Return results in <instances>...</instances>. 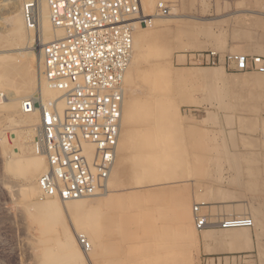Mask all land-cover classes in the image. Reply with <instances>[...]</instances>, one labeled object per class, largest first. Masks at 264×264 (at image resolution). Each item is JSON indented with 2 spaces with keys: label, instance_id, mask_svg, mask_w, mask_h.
Returning <instances> with one entry per match:
<instances>
[{
  "label": "rangeland",
  "instance_id": "1",
  "mask_svg": "<svg viewBox=\"0 0 264 264\" xmlns=\"http://www.w3.org/2000/svg\"><path fill=\"white\" fill-rule=\"evenodd\" d=\"M24 1L26 0H21L20 4L21 2ZM8 2L9 0H0V9L4 8L6 6V3ZM158 2L164 3V5L167 7L168 10L167 14L161 15L160 13L157 12L156 5ZM144 5L146 6L145 8L146 10H144V13L145 15H147V18L150 19L157 17V18L166 19L164 27H166L167 29L165 28L164 31H165L166 39L168 41L175 42V41L195 40L201 44L205 43L203 44V47L200 48L198 47L196 49L195 48L172 49L170 50V52L168 53L166 52L156 57V62L158 61L163 62L165 60H168L170 63V68L172 70H179L182 68H192V67L193 68L221 67L224 73L227 74H236V75H249V74L252 75L254 73L258 74L257 72H231L225 69L222 65L211 66V65L192 64L187 61L185 55L197 51H203L208 53L213 52L221 57L233 53L264 56V0H143V7ZM148 15H152V16H148ZM5 16L8 17V15L5 14V9L0 10V23L6 22ZM152 23L153 22L149 24L148 30L154 29V25H152ZM183 26H187V28L189 26L191 27V29L182 34V32H178L177 28L186 29V27ZM27 27L28 29L32 28L28 25ZM202 28L203 29L205 28V31L202 32L203 30ZM167 33H169V35ZM214 38H219L222 41L221 47H216L214 45L215 44ZM157 43L158 42L152 40L148 41L147 51L149 47H150L149 50L154 49L153 47H156ZM37 45H38L37 43L32 45L36 57L34 58L33 65L31 67V71L34 77L40 76L39 64L41 59L39 58V51L41 46L38 47ZM26 58L23 60V63L29 65L28 60ZM35 78L37 79V77ZM207 80H205V82H202V80L197 81L191 78L190 79L187 78L179 81L178 82L179 84L178 83L173 84L171 88L172 90L169 89V91L171 92L168 93L172 94L171 96L174 99H176V108L178 110V115L174 114L175 116L169 117L170 119L168 118L169 119V120L167 119L168 122L166 120V123H164V125L166 126L169 125L170 127H174L179 122L180 123L182 122L185 126H189V127L191 126V128H193V131H195L196 133L195 134L183 133V134H178V136L174 133H171L172 135L169 134L170 136L169 137L167 136V138H169L170 143L172 141L171 143L172 145H170L168 149L170 151L171 156L174 159L176 150H178L175 144L178 141L183 143L192 141L195 143L203 140L206 142L207 146L205 150H203L204 153L202 155L203 157L205 156L206 158V164H203L202 166L199 165L198 167L195 168H193L192 164L188 165V169L190 168V172L186 168L185 163L181 164V167L184 168V170L187 169L185 171H187V173L189 172L190 173L189 176H191V177L188 176L189 179L191 178V180L187 182V186L185 185L186 189L188 188L186 193L187 195H189V198L191 197L190 214L192 215L193 218L191 208H193L194 205H197V206H201L199 208L200 213L205 214L208 217L209 222H217L218 220H221L222 218L217 219L215 217V214L217 211H220L222 213V210H224V213L226 214L224 217H229L232 215H244V214L249 215L253 220V225L250 228L237 227V230L245 232L244 238L245 240H247V242L250 241V236L251 237L252 235L255 236L257 240V245L255 249L252 250L250 249V246L246 245L245 248L233 252L227 249L230 247V244L226 241L223 243L222 242L219 243L216 241L217 243L216 242L214 243L212 242V240L211 241L203 240L202 239L203 231L206 230L211 231L212 229L213 230L216 229L215 231L219 232L222 229L216 226H207L201 230H198L195 228L192 218L190 220V225L192 228V232L195 234V236H197L196 237L197 243L194 242L195 245L194 243L192 244L188 243L189 244L188 247L186 243H183V245L185 246H182L181 242H183V239L181 238L180 235L176 234L172 229L171 231H169L170 228H173V225L168 224V222L172 223L171 221H166L168 219H171L174 220L173 222H176V219L174 218L173 214H170L171 212L168 211V209H172L173 212V208H170L172 207L170 206L172 204H169L167 202H169L170 199H173L175 197V194H177V192H174V190L172 191L171 188L176 187L177 185L181 186L179 185L181 183H173V179L171 180L170 178H163L159 180L158 178L150 177L149 179H147L146 182H143L142 184L135 181H130L128 177L124 175L123 178L120 179V184L118 186L108 187L109 197L111 198L114 197L113 200H118L121 198L123 203V204L121 203V205L120 203L115 204V206L119 208L118 211L121 212L119 213L117 211L116 215H118L117 217L118 220L113 217V215L115 214L114 213L115 210L108 206H101L100 209H98L99 214L97 213L96 215L97 228L98 229L100 228L98 232L100 233V236L103 240L104 250L101 251L99 255H97L94 259L90 261L78 262L77 260L70 259L71 261L70 260L66 261L68 264H145L146 262L147 264H156L161 262L170 263L171 260L172 262L174 260L175 262V263L173 262L174 264H179L178 262H188V264H262V263L264 264V256H263L264 255V224L262 228L260 225H258V220L261 219L262 217L260 218L259 216L257 219L256 218L257 216L256 215L254 216L255 212L253 214V209H252L253 207L254 208L259 207V205H262L263 207L262 206L260 207L264 209V202H261L264 199V194L257 195L254 193L255 190L252 191L253 189L251 188V186L250 185L248 186V183L246 184V182H248V180L250 179L247 176H245L246 178H242V181H244V183H242L243 185L238 184L237 186L230 184V181H228L227 179L232 178L234 170L232 169L231 166L226 164L228 160L226 162L224 161L226 160L225 157H227L228 159L232 155H234L238 159L237 160L235 158L236 163L237 162L240 163V164L237 163L240 169H242V167L243 169H245L246 165H247L246 168H249L248 166L251 165H253L254 168L256 167L255 165H257V168L262 167L259 170L260 172L255 170L254 171L256 173L259 172L257 173L261 176L260 177L258 175L259 179L262 180L264 179V169H263L264 168L263 167L264 89L262 87L259 89L260 86L259 87L257 86L258 88H254L255 91L254 89H241L236 86L235 88L233 85L227 83L225 84L223 80L222 82L220 79L217 78H210ZM129 87H130L129 85L123 86L124 91L127 94V97L130 94V90H133V88L131 89ZM208 90L210 92H208ZM249 90L254 91V93ZM138 92L139 90L137 89H135V91L133 90V94L135 95ZM250 92H252L254 95L252 96V93ZM38 93L39 92L37 90L36 91L34 90L32 91V93H30V96L38 95ZM227 93H230L233 97H229L231 95ZM0 94L5 95L4 91L1 88H0ZM178 96L179 98L181 96L183 97L185 96L188 99L190 98L189 99L190 102L188 103L187 102L183 103V101L179 102L180 99L178 98ZM239 96H241V98L238 100L237 98H239ZM246 97L249 99H247ZM234 99L236 101H234ZM224 105L226 106V108ZM37 107L38 105L35 106V108ZM16 115H24V114L19 108L17 110ZM178 119H180L181 121H179ZM153 121L150 119L147 120L142 117L141 120H137V122L135 121L133 125L136 130L139 129L142 130V132H144L147 131L146 127H148V125L151 124V122ZM192 125H194V127L196 126V129L192 127ZM19 130L20 131L18 132V128L14 127L13 124L10 121H8V119H5L3 116L0 115V131L2 132L5 131L6 133H8L7 135L9 137L6 145L0 143V264H40L39 256L41 253L42 246L55 247L57 236L53 231H50L48 234L44 236H41L40 232L38 231V227L32 224V220L27 213L28 210L22 206V204H24L25 202L23 200L24 196L19 195L17 190L21 183L20 180L16 178H12L10 175H8L5 172L3 165V163H5L6 158L10 153H17L22 155L24 154L25 156L28 155L39 156L33 153L34 152L33 142L36 135H34L31 138V140H29L31 143L30 146L24 149L22 146V141L25 137L24 135L26 133V130L24 128H20ZM208 147H210V149H208ZM195 151L196 149L194 147L186 150L187 154H183V156L185 155L184 158L189 157L191 159L195 157L196 156ZM215 157L216 158L218 157L217 160L219 164L211 163L214 161H212V159L210 158H214L215 160L216 159ZM222 157L223 159H221L220 162L219 159ZM248 158H253L252 160L254 161V163L253 162L252 164L250 163L251 165L245 163V161L247 162L249 161ZM255 162H257V164ZM218 165L219 167H217ZM171 167L174 170L177 167V163H171ZM202 168H204L205 170L204 169L202 170ZM14 181L16 183H14ZM190 181L194 184L192 185ZM172 183L174 185H172ZM161 186L167 187L168 189V190L165 189L166 192L163 194L164 200L161 203L160 201H156L155 204H153L152 202H146L145 204L141 203L140 200H142V196L148 198V196H151L152 191L158 193L159 187ZM135 192L137 193L136 198H138L137 196L140 195L141 196L140 198H138V201L133 202V205L132 202H130L131 204H129L128 198L130 197L131 193L135 194ZM102 193L103 192L95 196L86 197L85 199L92 200L94 197L101 198ZM207 193L210 195L212 194L213 197H215V195L218 194L222 198H219L217 195V199L215 197V200L213 197H211V199L210 198L207 199V202L206 200L200 202V200L198 199L200 198V195ZM155 195H157L156 197L157 199L158 197L162 196V195L158 196L159 193ZM223 196L226 197L228 196V197L226 198ZM34 199H37V197ZM162 203L164 204V206L162 205L164 207L163 211L165 212L166 211L165 209L167 208V211L169 212L168 213L169 215L167 214V211L165 212L168 218L162 221H165L163 223L165 225H170V227L168 228L166 226L167 231L162 230L161 233H158L157 237L160 236L158 237V239L157 237L155 239L147 234L146 237L144 235L142 236V234H144L142 230V225L141 226L139 225V227L137 226L136 218H134L132 221L128 219L130 223H127L128 225L125 224L126 222L125 220L127 219L126 216L132 215L136 217L137 215L138 216L142 215V206L147 207L154 205L155 208L157 209V207H161ZM156 209L155 210L153 209L151 211L154 214L157 213V215H159V208L157 210ZM124 215L125 217H123ZM119 216L123 218L122 219L123 221L119 218ZM158 221H159L158 218L155 219V222L158 225L160 222H161L160 224H162L161 220L159 221V223ZM116 222L119 223L118 225L119 229L118 227L116 228L115 226ZM121 223L122 224L124 223V226H122ZM174 225H176V223ZM165 235H170V236L165 238ZM143 237H145V239ZM152 238L155 240H153ZM179 238L181 241H179ZM142 239L144 240V242L142 241ZM150 239H152L153 242L154 241L156 242L152 244L151 243L152 241ZM145 240L149 244L146 243ZM159 240L161 244L158 242ZM163 240L168 241L167 244H169V242L171 244L165 247L162 244L166 241L163 242ZM39 241H43V242L41 243ZM179 242L181 245L179 244ZM144 243H146L147 245L145 244L144 246ZM142 245L147 249L144 248ZM158 245L160 246L162 245L163 247L161 246L159 248ZM172 245H175L176 248H174V246ZM150 246L152 247L151 249L154 251L152 252L149 251L151 255H148L150 257L148 258L147 256V258L145 259L146 254L148 253V249L151 250ZM237 246L240 247V245ZM242 246L243 245H241V247ZM106 248L107 249L110 248V250H107ZM142 248H144L143 251L145 250L146 251L143 252ZM161 248L162 249L164 248L165 250H161ZM173 248L176 249L177 251L175 250L173 251ZM182 250L183 252H181ZM153 252L155 254H153ZM174 252H181V254L185 253L184 255L187 259L184 258L185 261L183 259H182L183 261L182 260L180 261L179 259H175V258L170 259L169 257H167L168 258L167 259L165 256H164L165 258L163 257V254H171V253L173 254ZM218 252L221 254L216 255V253ZM156 254L159 257L154 256ZM144 255L145 257H142ZM215 256H221V257L215 261L214 259Z\"/></svg>",
  "mask_w": 264,
  "mask_h": 264
},
{
  "label": "bare ground",
  "instance_id": "2",
  "mask_svg": "<svg viewBox=\"0 0 264 264\" xmlns=\"http://www.w3.org/2000/svg\"><path fill=\"white\" fill-rule=\"evenodd\" d=\"M20 1L21 0H9V2L6 3V6L2 8V9H5V14H7L8 17L5 16V19H6L5 23H0V88L5 93V95L0 94V115L3 116L5 119H8V121H10L14 127L18 128V132L20 131L19 130L20 128H24L26 130V133L24 135L25 137L22 141V146L25 149V148H28L31 144L29 140H31V138L37 134L38 125L40 122V114H39L38 108H32L30 112H24L22 110L23 101L31 97L30 93H32V91L37 90L39 92L37 97L40 100V103L44 105L51 104L59 112L60 115H62L65 110V103H64V99H63L61 92L56 89L50 88L42 78L40 79V76L39 77L35 76L37 77L36 79L31 71L33 60L34 58H36L32 45L37 43L38 47L41 46L40 51H39V58L41 59L42 46H44V44L49 43L53 40L62 38L64 36V30L61 28L54 27L52 23L50 22L48 4L46 0H31V1L26 0L24 2H21V4H20ZM28 2H33L34 4V12H35V20H36V26L30 29H28L25 18H24L25 5ZM141 8H142L143 14L145 15L144 10H146L145 9L146 6L144 5L143 7V0H141ZM148 16H152V15H148ZM165 21L166 19L164 18H157V17L150 18V23L153 22L152 25H154V29H150V30H148L149 24L146 26L135 25V29L133 32V48H132L131 58H130L129 65L122 79L123 103H122V114H121V129H120V135H119L117 148H116V157H115L113 168L111 170L110 176L107 181L106 190L102 193L101 198L94 197L92 200H88L85 198H79V199L69 200L65 202L59 201L57 199H52V198L51 199L40 198V191L37 186V178L46 169V162L43 156L35 152L34 142H33V151H34L33 153L39 156H35V155L25 156L24 154L22 155V154H17V153H10L8 157L6 158L5 163H3L5 172L8 175H10L12 178L19 179L21 182L19 188L17 189L18 194L24 196L23 200L25 202L24 204H22V206L28 210L27 213H28V216L32 220V224L38 227V231L40 232L41 236L48 234L50 231H53L57 236L55 247L42 246L41 253L39 256L40 264H68L66 261L70 259L77 260L78 262L79 261L80 262L90 261L94 259L97 255H99L101 251L104 250V243L100 236V233L98 232L100 228L99 229L97 228L96 215L97 213L99 214L98 209H100L101 206H108L115 210L114 212L115 214L113 215V217L117 219L118 215L116 214L119 208L116 207L115 204L120 203L121 205L122 200L121 198L118 200H113L114 197L113 198L109 197L108 187L118 186L120 184V179H122L124 175H126L130 181H135V182L142 183V184L143 182H146L147 179H149L150 177L158 178L159 180L163 178H170L171 180L173 179V183H181L179 184L181 186L177 185L176 187H173L174 189L171 188L172 191L174 190V192H177V194L174 193L175 197L174 198L172 197L173 199H170L169 202H167L169 204H172L170 205L172 206L170 208H173V212H172V209H168V211L171 212L170 214H173L174 218L176 219V222H173L174 220H171V219H168L166 221H171L174 224L176 223V225H174L168 222V224L173 225V228H170L169 231H171L172 229L176 234L181 236V238L183 239V242H181L182 246H185L183 245V243H186L187 247L189 246V244H192L194 242L197 243V238H196L197 236H195V234L192 232V228L190 225V220L192 218V215L190 214V203H191L190 198L191 197L189 198V195H187L186 192L188 188L186 189L185 185L187 186V182L191 180V178L189 179V177L191 176H189L190 168L188 169V165L192 164L193 168H195V167H198L199 165L202 166L203 164H206V158L205 156L203 157L202 155L204 153L203 150H205L207 145H206V142L203 140L195 142V143L192 141L191 142L188 141L185 143L178 141L175 144L178 150H176V154L173 159L168 149L169 146L172 145L171 144L172 141L170 143V140L169 138H167V136L169 137L170 136L169 134L171 133H174L178 136V134H183V133L195 134L196 132L193 131V128H191V126L190 127L185 126L182 122L181 123L179 122L174 127H170L169 125L167 126L164 125V123H166V120L169 117L175 116L176 114L178 115V110L176 108V99H174L171 96L172 94L168 93V92H171L169 91V89L172 88L173 84L178 83L179 81L183 79H187V78L189 79L191 78L197 81L202 80V82H205V80L210 79V78H217V79H220L221 81L223 80L225 84L227 83V84L233 85L234 87L236 86L241 89H254V88H258L259 86H260L259 89L261 87L264 89L263 87L264 86V72H257L258 74L254 73L256 75L254 74L252 75L250 74L249 75L227 74V73H224L221 67L219 68H216V67L215 68L213 67L212 68L210 67L209 68L208 67L207 68H197V67L193 68L192 67V68H182L179 70H172L170 68V63L168 60H165L163 62H159V61L156 62V57L166 52L168 53L172 49H176V48H184V49L195 48L196 49L198 47L199 48L203 47V44H205V43L201 44L195 40L175 41V42L168 41L166 39V35L164 31V29L166 28L164 27ZM183 27H186V29L177 28L178 32H182L183 34L184 32H187L191 29V27L189 26H188L189 29L187 28V26H183ZM31 29H34V30H31ZM203 31H205V28L202 30V32ZM167 34L169 35V33ZM151 40L158 42V43L156 47H153L154 49L149 50L150 48L149 47L147 51L148 41H151ZM214 40H215L214 45L216 47L222 46V41L219 38H214ZM25 58L28 60L29 65H26L23 63V60ZM125 85L126 86L129 85L130 86L129 88L131 89L133 88L134 91L135 89H137L139 90V92L135 95L133 94V90H130V94L127 97V94L125 93L124 88H123V86ZM249 91H252V90H249ZM254 91L252 92L254 93ZM208 92L210 91L208 90ZM208 92H207V95H208ZM253 93H252V96L254 95ZM227 94L231 95L230 93H227ZM229 97H233V96L231 95ZM234 98H237V97H234ZM240 98L241 96H239V98L237 99L239 100ZM179 99H180L179 102L181 101H183V103L190 102L189 100L190 98L188 99L185 96L184 97L181 96ZM234 101L236 100L234 99ZM19 108L21 109L24 115H16L17 110ZM142 117L147 120L148 119L152 121L154 120L153 122H151V124L148 125V127H146L147 131L143 130L144 132H142V130H139V129L136 130L133 125L135 121L137 122V120H141ZM177 118H180V117H177ZM178 120L181 121L180 119ZM192 127H194V125H192ZM194 128L196 129V126ZM7 134L8 133H6L5 131L4 132L0 131V143L3 145L4 144L6 145V143L8 142L9 137ZM192 147L196 149L195 151L196 156L191 159L189 157L184 158L185 155L183 156V154H187L186 150ZM2 149H3V146H2ZM208 149H210V147H208ZM233 156L234 155H232L231 157L229 156L230 158L228 159L227 157H225L226 160H224L225 162L228 160L226 164L231 166L232 169L234 170L232 178L231 177H228L231 179L226 178L228 181H230V184L238 186V184L240 185L244 183V181H242V178H246L245 176H247L250 179L248 180V182H246V184L248 183V186L249 185L251 186V188L253 189L252 191L255 190L254 193L257 195L264 194L263 192L264 191V179L263 180L259 179L260 175L257 174L260 172L259 170L262 167L258 166L259 168H257V165H255L256 167L254 168V166L251 165L252 162L254 163V161L252 160L253 158H248L249 163L247 161H245V163L247 164L251 163L250 165L252 167L248 166L249 168H246L247 167L246 165L245 169H243V167L242 169H240V167L238 166V164L240 163L237 162L238 163L237 164L235 160L236 157L234 156L233 158ZM217 158L215 160L214 158H210L212 159V161H214L211 163L219 164ZM221 159H223V157L219 159L220 162H221ZM171 163H177V167L174 170L171 167ZM184 163L186 164V168L189 170L188 173L187 171H185L187 169L184 170V168L181 167V164H184ZM255 163L257 164V162ZM217 167H219V165ZM263 167H264V164H263ZM203 169L204 168H202V170ZM254 170L259 171V172L256 173ZM228 175H231V174H228ZM14 183L16 182L14 181ZM173 183L172 185H174ZM193 184L194 183H192V185ZM165 189H167V187H164V186L159 187L158 196H161V195L162 196L158 197V199L156 198L157 195H155L158 193H155L154 191H152L151 196H148V198H145L142 196V200H140L141 203L145 204L146 202H152L153 204H155L156 201H160L161 203L164 200L163 194L166 192ZM136 194H137L136 192L135 194L131 193L130 197L128 198L129 204H131L130 202H132V205H133V202L138 201V198H140L141 195L139 192L140 196H137L138 198H136ZM217 195H215L216 199H217ZM36 197L37 199H34ZM211 197H213L212 194L210 195L207 193V194H201L200 198L198 199L200 200V202H203L204 200H206L207 202V199L208 198L211 199ZM215 197H213L214 200H215ZM218 197L222 198L219 195ZM223 197H226V196H223ZM261 202H264V199ZM163 203L161 204V207H157V209L159 208V215H157V213L154 214L151 211L153 209L154 210L156 209L154 205L147 206V207L142 206V215H139V216L137 215L136 217L132 215H128L127 213L128 216H126L127 219L125 218L126 219L125 224L128 225L127 223H130V221L136 218L137 222L136 220L135 222L137 223V226L139 227V225L140 226L142 225V230L144 232L142 236L144 235L146 237V234H147L156 239L158 233H161L162 230H166V226L168 228L170 227V225H165L163 223L165 221H162L168 218L167 214L169 213L167 211V208L165 209L167 211V214L165 213L166 211L165 212L163 211L164 210L163 206L165 204ZM260 206L262 205H259V207H255V208L253 207L252 209H253V214L255 212L254 216L256 215L257 219L259 216L260 218L262 217L261 218L262 220L261 219L258 220V225H260L262 228L264 224V221H263L264 220V209H262L263 206L262 207ZM123 217H125V215ZM119 218L121 220L123 219L120 216ZM157 218L159 219V221L160 220L162 221V224H160L161 222L159 223V221H158L159 225L155 222V219ZM128 219L130 221H128ZM118 225L119 223L116 222V225H115L116 228L118 227ZM121 225L124 226V223L123 224L121 223ZM212 230L203 231L202 239L210 240V241L212 240V242L214 243L216 241L219 242L220 240L222 241L227 240L228 243L230 244V247L228 245L229 248L227 249H229L230 251H233V252L237 250L239 251V249L245 248V246L247 245L246 243H248L247 240H245L244 238L245 232L238 231L236 228L222 229L221 231H219L220 233L218 231H215L216 229L213 231ZM120 231H121V228H120ZM214 231L218 233H215ZM79 235H82L83 237H85L86 241L88 242V246H89L88 250H84L79 244V241H78ZM168 236L170 235H165V238ZM145 237L143 238L145 239ZM152 239L150 240L152 241ZM160 240L158 241L159 243H160ZM142 241L144 242L143 239ZM147 241H148V238H147ZM147 241L145 240L146 243H148ZM164 241L166 240H163V242ZM179 241H181L180 238H179ZM39 242L42 243L43 241H39ZM154 242L152 241L151 243L153 244ZM146 243H144V246ZM167 243L168 241L164 242L162 245L166 247L169 244H171L170 242L169 244ZM238 243H240L243 246L241 247V245ZM236 244L240 245V247L237 246ZM161 246L158 245L159 248ZM172 246L176 248L175 245H172ZM144 248H142V251L144 250ZM151 248L152 247L150 246V249ZM164 248L163 249L161 248V250H165ZM174 248H173V251L174 250L177 251ZM107 250H110V248ZM149 251L152 252L154 250L148 249V253L146 252L147 253L146 257L145 255L142 257H145L146 259L148 255H151ZM181 252H183V250ZM181 252H174L173 254L172 253L163 254V257L164 256L166 258L169 257L170 259L175 258V259H179L180 261L183 259L185 261L184 259L186 258L184 255L185 253L181 254ZM153 254L155 253L153 252ZM154 256L159 257L157 256V254ZM149 257L150 256H148V258ZM152 259H153V256H152ZM171 262L172 260L170 261V263L161 262V263H156V264H174L175 263L174 260H173L174 263L173 262L171 263ZM178 263L188 264V262H178ZM145 264H147V262Z\"/></svg>",
  "mask_w": 264,
  "mask_h": 264
},
{
  "label": "built area",
  "instance_id": "3",
  "mask_svg": "<svg viewBox=\"0 0 264 264\" xmlns=\"http://www.w3.org/2000/svg\"><path fill=\"white\" fill-rule=\"evenodd\" d=\"M49 19L64 36L41 48L40 76L61 92L62 115L51 105L41 104L37 95L22 103L30 112L38 105L40 122L34 138L35 152L44 157L46 169L38 176L40 198L65 202L104 192L114 165L121 129L122 79L129 65L135 25H148L141 0H46ZM156 10L167 14L158 2ZM24 18L36 25L34 4L25 5ZM198 65H222L231 72H264V56L241 53L219 56L197 51L185 55ZM192 208L196 229L250 228L252 218L232 215L209 222ZM78 241L84 250L88 242Z\"/></svg>",
  "mask_w": 264,
  "mask_h": 264
},
{
  "label": "crops",
  "instance_id": "4",
  "mask_svg": "<svg viewBox=\"0 0 264 264\" xmlns=\"http://www.w3.org/2000/svg\"><path fill=\"white\" fill-rule=\"evenodd\" d=\"M226 214L224 213V210H222V213L220 212V211H217L216 212V214H215V217L217 218V219H219V218H222L223 219V217L225 216ZM225 218V217H224ZM237 229V228H236ZM228 242L227 240H220L219 241V243L220 242ZM241 245V244H240ZM247 245L248 246H250V249H255V247H256V245H257V240H256V238H255V236L254 235H252V237L250 236V241L247 243ZM230 251V250H229ZM218 254H221V253H216V255H218ZM221 256H215L214 257V259H215V261L218 259V258H220Z\"/></svg>",
  "mask_w": 264,
  "mask_h": 264
}]
</instances>
